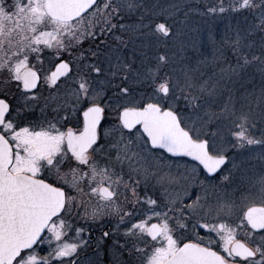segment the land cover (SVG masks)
I'll list each match as a JSON object with an SVG mask.
<instances>
[{
	"label": "snow or ice",
	"instance_id": "1",
	"mask_svg": "<svg viewBox=\"0 0 264 264\" xmlns=\"http://www.w3.org/2000/svg\"><path fill=\"white\" fill-rule=\"evenodd\" d=\"M138 7L135 0H0V73H7L0 83L6 86L16 81L20 82L17 87L22 84L25 90L35 89L41 75L30 58L41 64L45 49L52 50L56 57L67 52L77 68L75 87L65 93L74 102H68V111L46 126L24 123L23 110L15 109L13 114L9 100L0 97V264H79V249L82 244L86 246V241L81 237L85 229L73 226L72 216L78 206L84 208V217L95 220L115 214L120 224H126L125 235L135 241L128 251L135 254L136 264H264V172L250 177L242 190L220 188L221 195L213 203H208L206 187L188 204L183 197L193 194L187 189L180 193L164 188L161 203L137 192L142 181L146 185L149 177L156 176L142 163L151 154V147L143 149L141 144H133L131 135H124V130L135 129V139L143 144L150 142L169 153L186 154L208 173H216L230 160L220 134V123L229 121L237 129L231 135L238 146L259 145L264 156V136L258 139L251 135V110L238 108L231 90L218 110L212 108V102L227 87L221 80H230L256 61L264 66V35L260 39V56L249 57L243 51L252 47L255 33H264V0H218L207 9L211 13L258 10L256 22L246 29L237 28L234 38L228 40L242 62L238 59L235 65L221 68L220 79L197 81L196 70L187 67L183 69V82L173 80L167 73L161 75L162 67L168 63L165 55L158 57L155 67L141 70L133 67L134 57L129 62L117 54L113 60L106 53V64H85L94 78L80 72L79 61L97 57V51L86 49L77 55L73 50L98 32L113 33L114 39L123 44L124 35H115V31H138L146 25L134 27L113 21L123 19L122 11ZM140 19L143 21V17ZM174 24L175 21L172 25L158 22L154 28L165 37L178 35ZM208 39L216 43L211 32ZM114 47L118 49L119 45ZM216 59L214 56L212 62ZM71 69L69 61L61 59L45 81L56 85ZM107 89L113 90L112 96L107 95ZM181 98L194 111L203 110V116L197 117L199 126L188 115L174 110ZM260 99L264 101V88ZM81 105L82 128H73L69 116ZM58 107H65V103ZM112 112L117 122L102 127V121ZM214 121L216 131H208ZM137 125L142 127L138 129ZM114 133L117 142L109 147L117 149L116 156H105L101 162L97 155L104 146L98 141L102 135L107 139ZM125 162L129 165L127 178L123 172ZM134 176H141V180ZM157 182L162 185V180ZM205 183L200 181L202 186ZM86 196L89 200L94 197L96 203L90 204ZM121 197L132 207L121 203ZM144 204L147 207L138 211L136 205ZM191 219L196 221L191 225L195 239L179 232L189 228ZM198 226L207 229L208 234L200 235Z\"/></svg>",
	"mask_w": 264,
	"mask_h": 264
},
{
	"label": "rangeland",
	"instance_id": "2",
	"mask_svg": "<svg viewBox=\"0 0 264 264\" xmlns=\"http://www.w3.org/2000/svg\"><path fill=\"white\" fill-rule=\"evenodd\" d=\"M119 2L123 3L124 0H119ZM135 2L139 5L138 8L133 11H122L120 15L123 19L114 20L113 22L132 24L134 27L142 23L146 26L140 27L138 31H133L132 29L115 31V35H124L125 42L123 44L114 39L113 33L100 34L98 32L94 37L85 38L82 44L73 50L74 53L78 55L79 51L86 49L97 51V57L89 61L91 63L104 64L107 63L106 53L113 60L117 54L122 55L129 62L134 57L133 67L141 70L155 67L158 63V57L165 55L168 57V63L162 67L161 75L167 73L173 80L179 79L181 82H183V69L186 67L196 70L194 74L197 81H202L209 77L215 80L220 79L222 75L220 72L221 68H227L229 64L235 65L238 59L242 62L240 54L232 51L228 40L234 38V30L237 28L246 29L252 23L249 21L250 17H247V14L251 13L249 10L241 9L224 13L208 12L207 9L215 6L218 0H154V3H149L150 1L147 0H135ZM227 2L228 0H225V3ZM141 17H143V21H141ZM160 19L163 21H157ZM150 21L152 22L151 24H149ZM173 21H175L173 25L174 33L178 30V35L170 34L165 37L155 31V23L166 22L172 25ZM209 32L215 35L216 43L209 41ZM262 35L264 33H255L252 36L254 40L252 47L243 50L249 57L262 54L260 46ZM115 45H119L118 49L114 47ZM44 53L43 58L46 60L57 59L52 50L45 49ZM64 54L69 55L67 52H64ZM221 54L222 59L219 58ZM214 56L217 57L215 63L212 62ZM262 67L264 66L259 61H256L248 65L239 75L233 74L230 80L225 77L224 80H221V84L226 83L227 87L223 90V94L212 102L213 110H218L227 101L229 90H231L233 102L237 107L243 108L246 112L249 109L251 110L249 127L251 135L258 139L264 136V101L260 99L261 89L264 88V71H261ZM139 90L144 91L145 87H139ZM147 91L150 93L151 88H148ZM177 105L178 108L174 110L188 115L190 120H195L197 126H199L197 117L203 116L202 109L194 111L182 98L177 101ZM216 128L217 122L214 121L207 130L216 131ZM220 130L221 138L225 141L224 146L228 148L225 154L230 157V160L226 162L225 167L216 177H208L195 162L185 158H171L164 152L151 148V154L147 155L146 160L142 163L144 166L154 170L156 176L149 177L146 185L143 181L141 182V187L146 189H142L140 195L144 196L147 194L151 196L145 190L150 191V188H153L157 197H151L163 203L162 193L164 188L180 193L187 189L189 193L193 194L190 197H183L184 203L188 204L197 195H201L203 188L206 187L208 203H213L215 197L221 195L220 188H225L228 191H232L234 188L242 190L250 177L264 172V156L261 155V146L255 145L240 148L235 136L231 135L237 129L229 121L221 122ZM124 135H131L134 145L141 144L143 149L150 147L149 144H143L142 141L135 139V129ZM229 145L232 146L229 147ZM133 150L139 151L140 149L134 148ZM234 162L238 167L233 168ZM192 169H195L194 173ZM123 170L129 174L127 162L123 164ZM224 176H228L229 179L227 181L223 180ZM134 177H137V180H141V176ZM158 179L162 180V185L157 182ZM200 181L206 182L205 185L202 186ZM143 207H147V205H139L138 211L142 212ZM195 223V219H191L187 229V238L195 239L196 233L191 227ZM118 225H114V234L123 237L126 224ZM197 231H199L200 235L208 234V230L203 229L202 226H198ZM69 236L73 237V233H70ZM239 238L243 239L242 236ZM83 246L82 244L81 247ZM119 247V251H121V246ZM41 248L45 251L47 250L45 245H42ZM100 256L101 252L88 258L84 257L80 264L85 263L87 260L92 263ZM126 264H136V260L126 259Z\"/></svg>",
	"mask_w": 264,
	"mask_h": 264
},
{
	"label": "flooded vegetation",
	"instance_id": "3",
	"mask_svg": "<svg viewBox=\"0 0 264 264\" xmlns=\"http://www.w3.org/2000/svg\"><path fill=\"white\" fill-rule=\"evenodd\" d=\"M45 53H42L44 56ZM61 59L68 60L72 65L71 71L67 74V77L62 76L60 80L57 81L56 85H52L45 81V77L50 74L51 71H55V66L59 64ZM30 63L35 65L40 72L41 80L37 83V87L31 91L25 90L20 84L17 87V84L20 82L10 81L6 86L2 83L0 84V97L7 98L9 100V104L11 106V110H13V114H15V109H22V119L24 123H29L30 125H45L47 122L52 121L55 122L60 116H63L66 111H68L66 104L68 102H74L72 98L65 97V93L70 92L72 88L75 87L74 78L77 74L76 61L72 59L71 56L62 53L60 57L54 60H46L43 58V62L41 64H37L34 59L30 58ZM91 63L89 60L81 59L79 61L80 69L79 71L82 73H87L89 78H94L93 73H91L90 69L85 68V64ZM7 78V73H0V82L3 79ZM118 81H113V83H117ZM113 90L107 89V95L112 96ZM65 103V107H58L61 103ZM83 105L80 106V110L74 114L69 116L70 126L73 128H82L83 121ZM113 108H115V104H113ZM109 118L105 121H102V127H109L117 122L116 113L112 112L108 114ZM23 126V123L21 124ZM134 130V129H133ZM131 130V131H133ZM124 130V134L131 132ZM117 135L114 133L109 138L105 139L103 135L101 139L98 141V144L104 146L103 151L99 152L97 158L104 162V157L115 158L117 149L115 147H109V145H114L117 142ZM120 170L119 168L117 169ZM125 174V178L129 175L125 170H123ZM218 175V174H217ZM216 175V176H217ZM216 176L210 177L214 178ZM209 177V176H208ZM133 179L137 180V177H133ZM142 189L141 184L137 188V192L140 194ZM67 191V189H66ZM87 191V189H86ZM153 198H156V192L153 188H150V191L145 190ZM71 195H76L75 192H72ZM85 200L89 201L90 204H95V198L84 197ZM131 194H128V200L131 201ZM121 203H126L129 208L132 207L130 203H127L121 197ZM138 210L139 205H136ZM84 208L78 206V212L74 211L72 219L73 226L78 228H83L85 231L82 233L81 237L84 241H86V246H80L78 260L79 264L81 260L86 257H90L91 255H95L98 252H101V256L97 257V259L90 263V260L82 264H126V259H135V254H130L128 248L135 241L124 236L120 237L114 234V225L120 224L117 220L115 214L105 215L102 217H97L93 220L90 216H83ZM187 229H180L179 232L182 236L187 237ZM108 233L107 236H104V233ZM73 237H75V233H73ZM73 241L78 242L77 239H73ZM121 246V251H119ZM127 247V248H126ZM115 249V251H114ZM124 249H126L124 251ZM114 251V252H113ZM76 259V257H74Z\"/></svg>",
	"mask_w": 264,
	"mask_h": 264
},
{
	"label": "water",
	"instance_id": "4",
	"mask_svg": "<svg viewBox=\"0 0 264 264\" xmlns=\"http://www.w3.org/2000/svg\"><path fill=\"white\" fill-rule=\"evenodd\" d=\"M31 90H33V89H31ZM31 90H28V91H31ZM137 126H139L140 128L142 127L141 125H137ZM128 131H130V130H128ZM144 135H145V137L147 136V134L146 133H143ZM149 145H150V142H149ZM150 147H152V148H154V149H160V150H162V151H164L167 155H169V156H171V157H184V158H187V159H189V160H191V161H194V162H196V163H198L200 166H201V168L206 172V174L207 175H209V176H215L225 165H222L221 166V168L220 169H218L217 170V172L216 173H208L207 172V170L203 167V165H201L198 161H196L193 157H191V156H188V155H186V154H176V153H169L168 151H167V149H164V148H162V147H160V146H151L150 145ZM227 162V161H226ZM226 164V163H225Z\"/></svg>",
	"mask_w": 264,
	"mask_h": 264
},
{
	"label": "trees",
	"instance_id": "5",
	"mask_svg": "<svg viewBox=\"0 0 264 264\" xmlns=\"http://www.w3.org/2000/svg\"><path fill=\"white\" fill-rule=\"evenodd\" d=\"M147 1H150L149 3H152V2L154 3V0L153 1L147 0ZM249 11L251 12V13L247 14V17H250L249 21L252 22V23L254 21L256 22V13H257L258 10H256V12H255V10H249ZM157 21H163V20L160 19V20H157Z\"/></svg>",
	"mask_w": 264,
	"mask_h": 264
}]
</instances>
